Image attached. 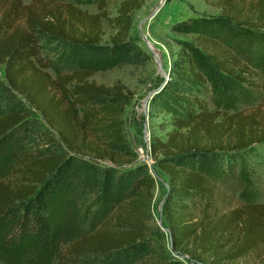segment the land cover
<instances>
[{
  "label": "trees",
  "instance_id": "trees-1",
  "mask_svg": "<svg viewBox=\"0 0 264 264\" xmlns=\"http://www.w3.org/2000/svg\"><path fill=\"white\" fill-rule=\"evenodd\" d=\"M247 1L204 0L220 8L222 15L186 28L201 37L204 48L180 52L156 94L161 102L182 106L179 115H173L175 129L167 140L151 141L152 155L170 187L162 208L172 245L169 253L201 264H242L264 249V204L220 213L223 192L213 179L225 169L234 171L241 155L258 157L264 146V112L222 108L223 101L251 97L261 76L239 67L238 56L211 37L228 34L264 44V0ZM144 3L122 0L117 16L111 18L105 1L97 2L98 12L90 14L76 5L48 0L29 5L0 0V66L6 78V83L0 82V153L19 141L42 142L36 154L25 155L0 180L1 264H64L81 257L97 258L100 264H130L153 247L154 235L165 238L161 227L152 224L156 179L148 172L134 195L94 233L67 242L55 235L50 214L57 197L71 186L70 173L89 165L85 157L117 162L116 150L127 145L124 114L134 99L120 82L110 87L90 82L93 67L74 66L65 73L60 68L102 55L136 64L139 48L129 35ZM20 18L24 27L18 25ZM105 23L116 29L108 45L102 44ZM46 51L58 60L46 59ZM255 67L259 68L257 62ZM48 69L56 70L55 78ZM210 83L217 85L214 109L203 96ZM37 114L56 136L40 129ZM170 263L164 248L160 264Z\"/></svg>",
  "mask_w": 264,
  "mask_h": 264
},
{
  "label": "rangeland",
  "instance_id": "rangeland-1",
  "mask_svg": "<svg viewBox=\"0 0 264 264\" xmlns=\"http://www.w3.org/2000/svg\"><path fill=\"white\" fill-rule=\"evenodd\" d=\"M22 1L25 5H29L33 0ZM48 1L52 4H73L90 14L98 12L97 2L105 1L108 4L111 18L117 16V10L122 3V0ZM162 1L145 0L142 9L135 13L129 40L139 48L136 64H123V58L120 56L102 55L88 56L70 67L60 68V71L65 73L74 69V66L79 69L93 67L95 73L89 79L90 82L108 87L120 82L134 93V99L126 107L124 114L127 145L116 150L117 162L94 161L85 157L84 161L89 165L84 169L77 168L70 173L71 186L66 193L57 197L50 211L55 235L67 242L97 231L106 220L115 214L117 206L125 203L134 195L140 186L142 177L147 172L156 179L152 224L159 226L162 202L168 194V177L159 169L158 160L152 155L151 141L153 138L167 140V134L175 129L172 123L173 115H179L182 106L173 101L161 102L157 100L154 93L168 80L180 52L186 50L194 53L196 49L204 48L201 37L188 33L186 28L189 30V28L196 27V21L200 19L216 18L222 15L220 8L207 5L204 0H170L155 18L146 21ZM18 25L24 27L23 18L19 19ZM115 34L116 29L105 23L102 44H111V38ZM145 37L149 40V44L151 43L157 52H160V57L151 52L145 42ZM211 37L217 40L222 48L238 56L239 67L248 68L249 73L261 76L259 79L262 80H259L260 87L253 91L251 97L249 95V98L241 102L223 101L225 104L222 107L223 110L236 106L246 114L253 111L264 112V44L253 40L251 43L247 41V38L238 39L228 34ZM151 49L154 51L152 47ZM42 55L46 59H54L55 62L58 60L49 51L43 52ZM255 62L259 66L257 70H255ZM55 65L58 67L57 64ZM46 71L55 78L56 70ZM0 82L6 83L4 68L1 66ZM216 90L217 85L210 83L204 91V99L211 109L217 107ZM80 111H83V108ZM1 112L2 107L0 106V114ZM34 118L39 122L41 130L43 128L55 134L39 114ZM40 144L42 142L38 144V142L19 141L17 146L0 153V180H4L25 155L33 152L36 154L35 150L42 148ZM258 150V157L241 155L235 163L234 171L225 169L222 174L213 178L223 192L218 205L220 213H226L233 207L246 204H264V146ZM110 168L114 171L108 173ZM115 173H117L116 176H114ZM165 229H167V224L163 221L161 230L165 238L161 239L154 235L153 247L144 251L136 261L130 264H143L147 261L150 264H160L164 248L168 252V260H172L170 264H197L186 256L169 253L170 240ZM158 257H160L159 261ZM263 258L264 249L261 248L244 259L242 264H262ZM151 259L153 261L149 262ZM64 264H100V262L97 258L81 257Z\"/></svg>",
  "mask_w": 264,
  "mask_h": 264
},
{
  "label": "water",
  "instance_id": "water-1",
  "mask_svg": "<svg viewBox=\"0 0 264 264\" xmlns=\"http://www.w3.org/2000/svg\"><path fill=\"white\" fill-rule=\"evenodd\" d=\"M170 0H163L162 1V3H161V5L160 6H158L155 10H154V12L147 18V20L146 21H150V20H152L153 18H155L157 15H158V13H160L161 11H162V9L165 7V5L169 2ZM145 42H146V44L148 45V47L150 48V44H149V40L145 37ZM150 50H151V48H150ZM151 52L153 53V54H155L152 50H151ZM164 85L165 84H163L162 85V87L161 88H159L154 94H157V93H159L160 91H161V89L164 87ZM155 178V177H154ZM167 188H168V191H169V189H170V187H169V185L167 184ZM166 198H167V196H166ZM166 198L164 199V201L162 202V208H163V205H164V203H165V201H166ZM158 223H159V226L162 228V223H163V212H162V210H161V216H160V220L158 221ZM166 230V232L169 234V230L168 229H165ZM170 249H172V245H171V243H170ZM182 257H185L184 255H181ZM187 257V256H186ZM195 263H197V264H201L200 262H198V261H195Z\"/></svg>",
  "mask_w": 264,
  "mask_h": 264
},
{
  "label": "bare ground",
  "instance_id": "bare-ground-1",
  "mask_svg": "<svg viewBox=\"0 0 264 264\" xmlns=\"http://www.w3.org/2000/svg\"><path fill=\"white\" fill-rule=\"evenodd\" d=\"M150 46L154 49V51H153L152 49H151V50L155 53V55L158 54L159 57H160V55H161V54H159L160 52L158 53L157 50H156V48H155L151 43H150ZM151 47H150V48H151ZM158 55H157V56H158ZM157 56H156V59H157ZM159 57H158V60H159Z\"/></svg>",
  "mask_w": 264,
  "mask_h": 264
}]
</instances>
